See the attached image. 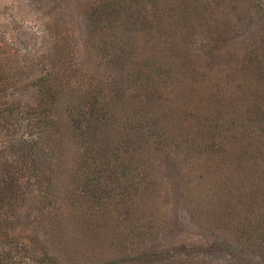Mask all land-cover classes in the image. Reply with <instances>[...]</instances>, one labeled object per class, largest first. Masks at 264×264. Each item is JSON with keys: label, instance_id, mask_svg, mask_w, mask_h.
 <instances>
[{"label": "rangeland", "instance_id": "374dc122", "mask_svg": "<svg viewBox=\"0 0 264 264\" xmlns=\"http://www.w3.org/2000/svg\"><path fill=\"white\" fill-rule=\"evenodd\" d=\"M95 1L0 0V72H8L7 76L0 77L3 81L0 188L5 183L2 179L6 177L7 168L10 169L8 164L13 160L10 141L15 137L19 139L26 130L21 119L12 136L10 122L15 120L11 118L9 108L13 107L12 113L19 117L27 112L34 97L25 82L28 77L40 75L44 66L47 67L50 50H55L56 71L69 72L74 81L88 82L90 72L98 64H102V70L110 77L118 74V66L107 63L108 59L97 52L89 39L88 9L90 2ZM211 1V7L203 13L205 18L185 29V33L194 39V43L188 45L191 67L198 70L197 77L209 73V81L197 87L182 84L184 88L195 87L192 90L198 100L204 92H214L215 83L219 81L228 82L219 95L231 94L236 98L237 94H243L242 108L231 116H223L227 120L223 121V132L228 131L225 135L231 136V145L227 143V146L233 143L239 150L228 153L227 158L225 153L215 156V161L204 156L201 165L194 169L198 157L189 162L186 145L182 143L190 142V136L201 131L184 135L177 127V142L181 146L158 145L160 148L149 156L146 168L142 170L145 183L159 178L157 186L152 189L150 185L132 201H68L64 199L66 185L63 194L55 192L51 199L48 190L54 193L57 189L53 180L58 166L37 168L36 176H25L21 180V198L16 201L18 207L14 211L1 210L4 216H10L15 235L12 242L1 244L0 264H111L122 257H135L145 252H156L158 257L169 256L170 260L183 258L188 262L183 264H264V241L258 236V232L264 231V196L262 200L254 201L257 206L250 213H246L250 201L241 199H247L244 197L247 193L257 192L252 185L264 170V165H259L261 170L254 172L257 166H252L253 154L245 155L244 152L251 149L247 146L250 137L241 133L244 125L255 128L256 122L252 121H258V117L246 114L252 107L249 99L254 97L256 90L264 93V89L255 78L237 71V62L249 59L248 53L264 48V14L248 0H235L242 18L239 25L234 26L229 23L231 14L218 9L216 1ZM173 2L165 0L163 12H171ZM262 2L264 4V0ZM215 45L222 49L220 56L213 59L209 53ZM211 66L215 68L211 70ZM175 78L191 81L185 67ZM175 90L172 85L165 101L168 116L164 125L170 130L175 129L183 110L181 106L171 104L177 93ZM243 155L249 164L245 163ZM232 157H238L241 166H230ZM51 160L55 161L54 158ZM222 165L231 168L222 170ZM229 194L235 196L227 201ZM57 195L58 201H55ZM235 197L237 201H233ZM0 205H6V201L1 200ZM244 221L248 226L259 225L261 228L258 232L248 228L249 233H244L238 228L239 222ZM46 252L53 259L47 258ZM137 264L150 262L142 260Z\"/></svg>", "mask_w": 264, "mask_h": 264}, {"label": "trees", "instance_id": "16d2710c", "mask_svg": "<svg viewBox=\"0 0 264 264\" xmlns=\"http://www.w3.org/2000/svg\"><path fill=\"white\" fill-rule=\"evenodd\" d=\"M214 1L218 9L231 14L230 25H239L242 17L235 0ZM248 1L264 14L262 0ZM212 3L211 0H174L171 12H163L165 0L90 2L89 39L97 52L108 59L107 63L118 66L119 72L115 77H110L102 70V64H98L90 72L88 82L80 79L74 81L69 72L56 71L55 50L52 49L46 58L48 65L44 66L41 74L27 78L25 86L32 90L33 103L22 117L12 113L13 107L9 108L13 115L11 118L15 120L10 122L12 136L16 134V124L21 119L26 130L19 139L15 137L10 141L13 160L8 164L10 169L7 168L6 177L2 179L5 183L0 188V201H6V205H0V246L12 242L15 235L10 216H4L1 210L8 208L14 211L18 207L16 201L21 198V180L25 176H36L37 168L58 166L56 179L53 180L55 184L49 181V184L57 187L54 193L48 190L51 199L55 197V192L63 194L66 185L64 199L68 201H132L138 199L145 188L151 185L154 189L157 186L159 178L146 182V186V176H142V170H145L149 156L160 148L158 145L181 146L177 142V127L184 135L198 129L201 131L191 135L190 142L182 143L186 145L189 162L198 157L194 169L201 165L204 156L215 161V156L225 153L227 158L228 153L239 150L233 143L227 146L231 136L225 135L228 131L223 132V121H227L223 116H231L242 108L243 94H237L236 98H232L231 94L219 95L222 87L228 85V82L220 81L215 83L217 88L214 92H204L200 100L192 90L200 83H207L210 77L209 73L197 77L198 70L191 67V48L188 45L194 43V39L185 33V29L200 23L205 18L203 13ZM221 49V46L215 45L209 53L211 58L220 56ZM247 57L249 59L237 62L238 73L255 78L264 89V48L256 53H248ZM183 67L189 70L191 81L175 78ZM214 68L211 66L210 69ZM0 73V77L8 75L5 70ZM226 77L229 78V73ZM182 83L195 87L184 88ZM2 84L0 79V96ZM172 85L177 93L173 95L171 104L181 106L183 110L175 129L170 130L164 123L168 116L166 94ZM263 94L258 90L254 92V97L249 99L252 107L246 113L258 117V121H252L256 122V129L244 125L241 131L250 137L247 146L251 149L244 152L245 155L253 154L252 166H257L254 172L261 170L259 165H264ZM188 108L189 111H186ZM166 141L170 142L167 144ZM242 158L249 164L244 155ZM20 163L22 165L19 166ZM30 164L33 169L27 167ZM233 164L241 166L238 157H232L230 166ZM230 166L222 165V170ZM139 176L142 177L138 180ZM252 186L257 192L247 193L244 196L247 199L241 198L250 201L246 205L249 210L246 213L257 206L254 201H260L264 196V170L262 175H257ZM234 196L229 194L227 201ZM55 201H58V195ZM233 201H237V197ZM239 224V230L244 233H249L248 228L257 232L261 228L259 225L248 226L245 221ZM258 236L263 237L264 241V231L258 232ZM45 255L53 259L47 252ZM169 258L163 255L158 257L156 252H145L135 257H122L111 264H137L142 260L150 264L188 263L183 258Z\"/></svg>", "mask_w": 264, "mask_h": 264}]
</instances>
